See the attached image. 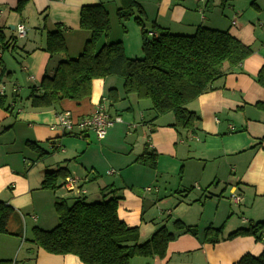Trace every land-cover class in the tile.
Wrapping results in <instances>:
<instances>
[{
  "label": "crops",
  "instance_id": "crops-1",
  "mask_svg": "<svg viewBox=\"0 0 264 264\" xmlns=\"http://www.w3.org/2000/svg\"><path fill=\"white\" fill-rule=\"evenodd\" d=\"M18 1L0 0V30L7 41L14 38L0 52V201L17 214L8 233L0 234V260L83 264L74 255L49 254L28 241L33 228L49 231L58 224L56 201L68 205L75 197L62 188L41 189L44 175L60 169L81 180L86 202L117 198L119 217L137 226L140 243L161 227L175 236L163 259L132 264H236L245 255L259 256L264 231L260 241L227 238L264 222V86L257 81L259 74L264 77V0H133L148 31L153 23L175 35L191 36L199 28L225 31L251 50L235 67L224 64L211 88L186 105L197 118L190 130L171 127L172 114L156 117L148 101L125 97L118 76L93 80L89 101L81 106L64 101L31 107L32 90L61 61L42 50L47 32L61 26L67 56L77 58L90 36L79 27L80 9L101 5L110 25L101 44L120 42L133 60L143 57L141 28L133 18L119 21V0H27L21 13L15 10ZM99 106L121 120L102 140L90 131L64 136L57 114L69 111L76 121ZM145 147L156 153L154 168L136 161ZM236 190L242 196L239 205L228 199ZM174 221L195 228L196 234L175 230ZM207 228H221L217 243L203 241Z\"/></svg>",
  "mask_w": 264,
  "mask_h": 264
},
{
  "label": "trees",
  "instance_id": "trees-1",
  "mask_svg": "<svg viewBox=\"0 0 264 264\" xmlns=\"http://www.w3.org/2000/svg\"><path fill=\"white\" fill-rule=\"evenodd\" d=\"M26 2L19 0L15 10L21 13ZM119 2L121 6L116 11L119 21L133 18L141 28L143 57L128 59L120 42L101 44L110 31L108 14L101 5L84 6L79 12V27L90 36L77 58L67 56L61 26L57 25L55 31L45 34L42 50L49 57L60 56L61 61L53 73L43 76L39 87L32 90L31 107H54L64 101L81 106L89 101L93 80L118 76L123 81L125 97L135 95L139 100L148 101L156 117L172 114L173 128L192 129L197 118L187 111L186 105L211 88L221 77L224 64L235 67L250 55L251 50L225 31L199 28L191 36L175 35L154 23L148 31L141 7L133 0ZM9 40L14 42V38ZM9 40L0 30V52L8 50ZM257 81L264 86L262 74ZM112 95L115 94L109 91L108 99L114 103L116 97ZM3 96L4 90L0 95V107H3ZM69 113L75 124L78 120H73ZM115 123L120 122L112 125ZM68 135L72 134L64 133V136ZM155 160L154 150L145 147L136 161L154 168ZM65 176L63 169L46 173L41 189H60V183L56 186L57 180ZM235 193L242 198L237 190ZM228 199L231 202L229 196ZM118 207L117 198L88 203L84 194L73 197L68 205L66 200L56 201L54 210L58 224L49 231L33 228L28 241L49 254L74 255L83 264H132L135 259H163L167 244L175 236L161 227L140 243L137 226L126 224L119 217ZM15 218L16 212L0 201V234L8 233V224ZM172 226L177 231L192 234L197 231L185 228L179 221H174ZM263 231L264 222H259L246 229H237L227 239L252 236L260 241ZM221 232V228H207L203 241L217 243ZM0 264L13 263L0 260ZM236 264H264V249L259 256L245 255Z\"/></svg>",
  "mask_w": 264,
  "mask_h": 264
},
{
  "label": "built area",
  "instance_id": "built-area-1",
  "mask_svg": "<svg viewBox=\"0 0 264 264\" xmlns=\"http://www.w3.org/2000/svg\"><path fill=\"white\" fill-rule=\"evenodd\" d=\"M231 24L234 25L235 20H233ZM16 31L17 35L22 37L24 34V27L19 25L17 26ZM3 90L4 88L2 87L0 89V95L3 94ZM113 122H121V120L117 117L112 121L101 106L97 107L95 112L78 120L75 124L73 123L69 112L63 111L57 114V125L61 129L62 133L74 134L75 131H77L80 134L83 131H90L96 136L98 141L104 138L107 128L110 127ZM107 173L112 174V172ZM60 186L62 189L74 196L84 194L85 192L82 189L81 180L74 176L64 177L60 182ZM146 190L149 191L150 189L147 188ZM229 197L233 203H241L242 198L234 191L230 193Z\"/></svg>",
  "mask_w": 264,
  "mask_h": 264
},
{
  "label": "rangeland",
  "instance_id": "rangeland-1",
  "mask_svg": "<svg viewBox=\"0 0 264 264\" xmlns=\"http://www.w3.org/2000/svg\"><path fill=\"white\" fill-rule=\"evenodd\" d=\"M115 124H117V123H115ZM105 153H107V154H109L110 153V151L109 150H106V152ZM95 157L97 158V156L95 155ZM70 203V202H69Z\"/></svg>",
  "mask_w": 264,
  "mask_h": 264
}]
</instances>
